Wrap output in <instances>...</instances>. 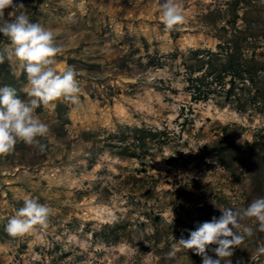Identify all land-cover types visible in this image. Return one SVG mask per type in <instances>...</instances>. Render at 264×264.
<instances>
[{
    "label": "rangeland",
    "instance_id": "374dc122",
    "mask_svg": "<svg viewBox=\"0 0 264 264\" xmlns=\"http://www.w3.org/2000/svg\"><path fill=\"white\" fill-rule=\"evenodd\" d=\"M162 2L13 0L23 7L4 10L56 33L55 68H73L80 92L77 104L36 109L49 127L37 138L43 150L18 141L0 155V264H202L192 250L168 259L175 239L219 217L220 207L264 197V0H179L185 22L172 30ZM234 38L242 57L256 49L257 82L240 77L228 98V73L200 94L190 80L203 75L189 71L193 51L225 59ZM10 51L0 34V54ZM1 68L0 87H13L10 78L29 101L15 57ZM26 197L51 208L49 226L11 237L6 225ZM241 224L253 235L232 264H264V255L252 258L264 232Z\"/></svg>",
    "mask_w": 264,
    "mask_h": 264
},
{
    "label": "clouds",
    "instance_id": "9594fccd",
    "mask_svg": "<svg viewBox=\"0 0 264 264\" xmlns=\"http://www.w3.org/2000/svg\"><path fill=\"white\" fill-rule=\"evenodd\" d=\"M13 6L23 7V4L0 0V34L11 42V51L7 57L0 54V63L15 57L27 75L30 87L25 91L31 99L25 102L18 97L15 88L0 87V155L13 152L18 141L38 145L43 150L37 138L46 137L49 127L36 115V109L41 105L48 107L60 99L77 104L80 92L73 68L59 72L55 68V57L63 51L56 43V33L40 23L31 22L24 12L15 15L14 19H6L4 10ZM159 8L166 30L185 22L179 0H163ZM218 209L222 213L219 217L213 216L210 221L198 224L195 230H188L187 238H174L176 242L171 245L167 258H174L181 250H192L201 256L202 264H222V261L225 264V258H229L226 264H232L230 257L235 248L253 235V227L243 226L241 221L251 220L258 224V231L264 232V197L255 199L243 209ZM51 214L48 205L26 197L23 206L9 218L6 231L11 237H18L37 229H47ZM210 245L216 247L210 248ZM209 251L215 253V258L208 254ZM260 255H264V243L257 247L252 258L258 259Z\"/></svg>",
    "mask_w": 264,
    "mask_h": 264
},
{
    "label": "trees",
    "instance_id": "16d2710c",
    "mask_svg": "<svg viewBox=\"0 0 264 264\" xmlns=\"http://www.w3.org/2000/svg\"><path fill=\"white\" fill-rule=\"evenodd\" d=\"M251 29V25H247L245 29ZM239 40L238 38L233 39L232 49L229 51L227 49L228 55L225 59L221 53L216 51H209L203 49H197L193 51L195 62L194 65L190 67L192 73L194 71H203V75H190V80L194 84V88L201 94L205 89V96L209 94L210 88L207 83L210 81H223L225 78V74L230 73V87L226 91V97L232 98V95L236 96L235 84H237V79L245 78L250 84L257 82V76H260L261 71L263 70V66H258L260 64V60L258 58L257 51L252 56H244L242 57L239 50ZM3 68L0 69L2 72ZM208 70V71H206ZM208 74L213 75L208 77ZM246 76V77H245ZM8 82L13 84V88H18L19 83L13 82L10 78H8ZM211 82V83H212ZM209 88V89H206ZM232 148L239 149L235 143H232Z\"/></svg>",
    "mask_w": 264,
    "mask_h": 264
}]
</instances>
